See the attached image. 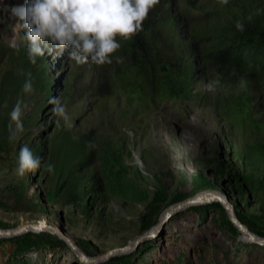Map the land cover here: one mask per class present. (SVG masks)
Listing matches in <instances>:
<instances>
[{"label": "rangeland", "instance_id": "374dc122", "mask_svg": "<svg viewBox=\"0 0 264 264\" xmlns=\"http://www.w3.org/2000/svg\"><path fill=\"white\" fill-rule=\"evenodd\" d=\"M6 9L11 16L12 8ZM206 12L189 16L193 22L226 23ZM13 18L12 32L2 38L9 45L18 43L20 29L26 34L19 18ZM228 27L227 34L220 27L207 28L199 39L203 50L215 60L238 62L264 81V44L240 40ZM117 39L121 47L112 64H105L121 74V80L112 79L117 92L124 94L131 86H144L148 93L160 89L162 72L151 71L144 51L145 66L124 48L128 42ZM155 50L146 47L150 59ZM44 58L52 82L49 93L39 87L25 93V80L19 82L9 71L0 76V229L28 226L19 234L0 236V264H86L65 240L92 257L131 242L153 227L168 205L206 189L193 182L198 175L210 183L208 190L229 202L241 224L264 238V138L251 132L239 113L230 110L238 134L234 143L231 125L221 114L226 112L223 104L213 109L188 100L164 101L144 117L128 114L123 123L110 111L113 128L81 132L80 140L71 142L67 132L55 129L50 102L60 97L68 52H46ZM18 99L25 106L23 131L9 142V114ZM24 145L41 158V166L20 177L15 169ZM47 164L54 165L52 173ZM96 264H264V246L247 241L224 209L210 202L176 211L155 238Z\"/></svg>", "mask_w": 264, "mask_h": 264}, {"label": "trees", "instance_id": "16d2710c", "mask_svg": "<svg viewBox=\"0 0 264 264\" xmlns=\"http://www.w3.org/2000/svg\"><path fill=\"white\" fill-rule=\"evenodd\" d=\"M24 4L25 0H0V76L4 77L2 73L9 71L23 82L29 78L27 73H31L33 88L39 87L49 93L52 82L47 79L45 58L38 56L35 64L30 63L24 32L18 31L16 44L9 45L2 40L7 32H12L11 19L14 20L6 7L13 9ZM5 11L6 17L3 15ZM201 11L218 14L226 23L193 22L189 14H201ZM184 19L189 24L188 28ZM18 20L22 25L23 22ZM237 21L243 24V31L237 29ZM228 26L234 27L233 31L240 40L264 44V0H227L226 4L221 0H160L143 22V30L131 39H124L125 43L128 42L124 48L133 51L134 59L144 65L145 57L153 73L156 70L162 72L163 79L158 84L160 89L153 88L148 93L144 86L141 89L131 86L128 92L120 94L112 85V79L121 80L116 69L112 70L107 65L97 66L91 61L78 65L68 57L59 101L66 108L71 127L55 114V129L60 127L67 132L69 141L76 142L80 140L81 132L100 133L113 128L115 120L110 111H114L115 119L123 123L128 114L129 117H144L164 101L188 100L195 106L213 109L223 104L226 112L221 114L231 125L233 143L237 142L238 134L232 109L247 122L251 132L264 138V81L258 76L254 78L251 71L229 58L215 60L199 42L208 33L207 28L220 27L227 34ZM156 39H159V46L155 44ZM219 40L222 46H227L224 38ZM197 42L200 47H197ZM149 46L156 49L152 59L146 52ZM140 50L144 51V57ZM123 73L128 75L126 71ZM203 83L208 87L200 86ZM195 84L199 86H193ZM118 97H123L121 104ZM197 177L192 178L197 187H210V183L200 175Z\"/></svg>", "mask_w": 264, "mask_h": 264}, {"label": "clouds", "instance_id": "9594fccd", "mask_svg": "<svg viewBox=\"0 0 264 264\" xmlns=\"http://www.w3.org/2000/svg\"><path fill=\"white\" fill-rule=\"evenodd\" d=\"M159 3L160 0H25L23 6L12 9V14L26 29L30 63L35 64L36 58L46 52L67 50L69 59L78 65L91 61L102 66L112 64V55L120 49L117 37L128 40L142 31L149 12ZM221 3L226 4L227 0ZM236 27L243 31L241 22L237 21ZM116 61L122 62V58L116 57ZM27 76L23 91L32 93L31 73ZM50 102L54 104L53 112L71 127L65 106L56 98ZM24 107L23 101L18 99L9 114V142L16 140L17 134L23 131ZM40 166L41 158L34 156L27 145L22 146L16 174L23 177ZM46 171L52 173L54 165L47 164Z\"/></svg>", "mask_w": 264, "mask_h": 264}, {"label": "water", "instance_id": "95a60500", "mask_svg": "<svg viewBox=\"0 0 264 264\" xmlns=\"http://www.w3.org/2000/svg\"><path fill=\"white\" fill-rule=\"evenodd\" d=\"M210 202H213L224 209V211L226 212V216L228 217L230 222H232L238 228L239 232L246 238L247 241L257 244L259 246H264L263 237L254 235L252 232H250V230L246 226L241 224L234 217L230 209L231 205L229 204V202H227L223 197H221L217 193H214L213 191H210L208 189L201 190L190 197L180 199L177 202L168 205L161 214L157 223L153 227L141 233L140 235L136 236L131 242L110 249L101 255H97L95 257L88 256L85 252L76 249L69 241L65 240V243L68 245L69 248H71V250H73V252L76 255L79 256L82 262L86 264H96L112 255L127 253L135 249L136 246L143 240L156 237L158 234H160L163 231L164 225L168 222L171 215L176 211L184 209L186 207H193L196 205L206 204ZM25 227L28 226H22L20 228H15V229H0V236H12L19 234L20 231ZM29 229L37 230L38 227L29 226ZM112 252H115V254Z\"/></svg>", "mask_w": 264, "mask_h": 264}, {"label": "bare ground", "instance_id": "6f19581e", "mask_svg": "<svg viewBox=\"0 0 264 264\" xmlns=\"http://www.w3.org/2000/svg\"><path fill=\"white\" fill-rule=\"evenodd\" d=\"M210 191H212V190H210ZM214 192V191H213ZM155 238V237H154ZM148 239H151V238H148ZM112 253H114L115 254V252H112Z\"/></svg>", "mask_w": 264, "mask_h": 264}]
</instances>
